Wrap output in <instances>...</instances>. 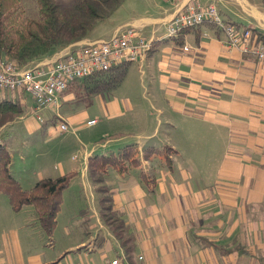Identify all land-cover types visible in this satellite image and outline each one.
I'll use <instances>...</instances> for the list:
<instances>
[{"label": "crops", "instance_id": "crops-1", "mask_svg": "<svg viewBox=\"0 0 264 264\" xmlns=\"http://www.w3.org/2000/svg\"><path fill=\"white\" fill-rule=\"evenodd\" d=\"M190 2L215 4L223 18L264 41V0H124L83 39L32 60L53 61L129 26L152 42L143 59L125 65L115 87L85 106L66 90L58 108L43 110V123L30 96L20 93L23 112L15 119L29 130L53 123V135L63 134L68 145L46 157L54 166L26 169L3 136L14 119L0 128L10 173L26 190L42 178L73 176L52 235L32 204L14 211L0 192V264H102L114 257L122 264H264V61L228 48L207 22L170 35V20ZM60 121L66 131H59ZM127 145L139 163L124 172L108 166L101 185L134 236L131 257L102 219L101 193L88 171L90 157ZM165 146L171 150L143 158L146 149Z\"/></svg>", "mask_w": 264, "mask_h": 264}, {"label": "trees", "instance_id": "trees-1", "mask_svg": "<svg viewBox=\"0 0 264 264\" xmlns=\"http://www.w3.org/2000/svg\"><path fill=\"white\" fill-rule=\"evenodd\" d=\"M19 1L0 0V56L24 65L57 47L83 39L97 21L108 17L124 0H35L37 12L23 18L22 11L18 8ZM124 75L125 65H120L108 72L93 74L89 77V83L86 79L73 82L67 90L73 89L77 97H83L89 102L92 95L108 92L115 87ZM22 112L23 108L18 101L0 99V128ZM170 150L167 146L162 149L148 148L144 151L143 158ZM136 152L132 145H127L117 154L88 159L89 174L98 184L96 189L101 193L100 215L119 240L127 257H131L133 253L134 236L125 225L121 213L114 209L108 189L101 182L108 166L124 172L129 166L137 165L139 160ZM165 159L169 164L167 155ZM10 161L9 150L0 139V192L6 194L14 211L20 210L25 204H32L42 229L47 235H52L61 193L67 188L73 173L39 179L32 188L26 190L10 173ZM140 176L152 191V181L143 174Z\"/></svg>", "mask_w": 264, "mask_h": 264}, {"label": "built area", "instance_id": "built-area-1", "mask_svg": "<svg viewBox=\"0 0 264 264\" xmlns=\"http://www.w3.org/2000/svg\"><path fill=\"white\" fill-rule=\"evenodd\" d=\"M205 22L223 33L224 43L228 48H236L245 55L264 61V41L249 28L240 27L223 18L215 4L188 3L170 20L168 31L175 36ZM151 47L150 39L129 26L121 28L106 40L76 45L61 57L46 63L31 62L21 65L0 56V90L29 95L33 113L43 122L41 111L49 107L58 108L59 97L70 84L85 80L95 73L108 72L120 65L140 61ZM183 49L187 50L188 47L184 46ZM95 121L96 119L89 120L87 124ZM67 129V123L60 121L59 131ZM102 264L122 263L118 257H114Z\"/></svg>", "mask_w": 264, "mask_h": 264}, {"label": "rangeland", "instance_id": "rangeland-1", "mask_svg": "<svg viewBox=\"0 0 264 264\" xmlns=\"http://www.w3.org/2000/svg\"><path fill=\"white\" fill-rule=\"evenodd\" d=\"M19 11H22L21 18L30 17L37 12V4L35 0H20L19 1ZM32 61L26 63L28 65ZM86 82H90V78L86 79ZM23 94V93H22ZM22 94L10 93L5 90H0V99H11L20 100L23 98ZM29 96V95H28ZM30 98V97H29ZM32 100V99H31ZM88 102H84L83 106L87 105ZM70 105V104H69ZM46 109H53L51 107ZM44 109V110H46ZM43 111H41L42 113ZM91 113V112H90ZM22 114V113H21ZM94 115L93 113H91ZM18 117V116H17ZM37 121L40 122L38 119ZM50 126H53V123H49L45 128L36 127L34 130H29L26 126V122L23 120L15 119L14 122L7 125L5 128V139L9 141L11 150L13 153V159L17 163H22L18 160L19 153L24 157V165L26 169L35 170L36 168H46L54 166L53 159H47L49 153L53 150L55 146L62 144L64 147L68 145L67 142H64L62 139L63 134L53 135L54 132L51 131ZM52 136V138H49ZM0 137L1 133H0ZM1 140L3 138H0Z\"/></svg>", "mask_w": 264, "mask_h": 264}]
</instances>
